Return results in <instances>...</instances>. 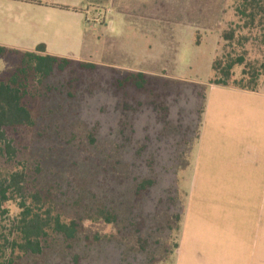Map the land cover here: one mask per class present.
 Here are the masks:
<instances>
[{
  "label": "rangeland",
  "instance_id": "1",
  "mask_svg": "<svg viewBox=\"0 0 264 264\" xmlns=\"http://www.w3.org/2000/svg\"><path fill=\"white\" fill-rule=\"evenodd\" d=\"M231 5L86 1L88 43L69 53L168 84L158 85L154 107L151 95L113 96L99 69L69 88L70 67L43 81L40 118L30 131L11 135L15 154L0 157V168H22L31 190H49L63 218L81 225L72 240L54 236L43 253L13 256L12 264L174 263L210 65L233 18ZM251 55L258 57L256 50ZM7 67L0 59V72ZM100 212L110 223L98 219ZM17 213L14 201L1 204L0 234L9 238Z\"/></svg>",
  "mask_w": 264,
  "mask_h": 264
},
{
  "label": "crops",
  "instance_id": "2",
  "mask_svg": "<svg viewBox=\"0 0 264 264\" xmlns=\"http://www.w3.org/2000/svg\"><path fill=\"white\" fill-rule=\"evenodd\" d=\"M86 1L0 0V46L82 60L69 51L87 46ZM174 255L264 264V74L256 91L207 84Z\"/></svg>",
  "mask_w": 264,
  "mask_h": 264
},
{
  "label": "trees",
  "instance_id": "3",
  "mask_svg": "<svg viewBox=\"0 0 264 264\" xmlns=\"http://www.w3.org/2000/svg\"><path fill=\"white\" fill-rule=\"evenodd\" d=\"M231 9L233 18L220 31L208 84L256 91L264 74V0H232ZM255 50L258 57L251 55ZM40 51H44L43 44L36 46L35 51L0 46V59L10 64L0 72L1 158L15 154L11 135L30 131L36 125L44 100L42 90L46 88L43 81L55 71L64 72L70 67L69 88L79 75L103 70V80L113 96L134 99L138 94L151 95L154 100L149 103L157 107L158 85L162 83L158 78L143 72H121L110 66L40 54ZM167 84L166 80L162 83ZM47 91L48 88L44 93ZM26 177L22 168H0V207L3 202L12 200L18 208L9 224V238L0 234V264H12L13 256L43 253L48 248V240L54 236L68 242L76 237L81 225L75 220L66 221L57 211L52 193L39 188L31 190ZM144 186L143 182L139 189ZM109 215L100 212L98 219L110 223ZM66 247L69 248L68 243Z\"/></svg>",
  "mask_w": 264,
  "mask_h": 264
}]
</instances>
